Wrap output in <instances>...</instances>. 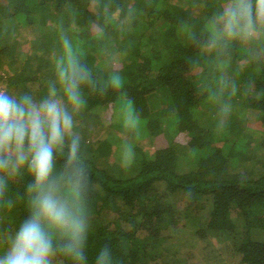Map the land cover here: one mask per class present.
Wrapping results in <instances>:
<instances>
[{
	"label": "trees",
	"instance_id": "trees-1",
	"mask_svg": "<svg viewBox=\"0 0 264 264\" xmlns=\"http://www.w3.org/2000/svg\"><path fill=\"white\" fill-rule=\"evenodd\" d=\"M232 3L0 0V59L21 62L4 94L39 102L54 89L67 101L60 73L70 75L69 60L78 69L81 104L64 103L79 124L54 147L50 179L85 220L83 260L53 229L51 264H97L101 252L107 264H189L195 244L180 237L188 226L209 263L264 264V22L251 0V28L241 23L228 36L221 17ZM30 31L34 54L18 48ZM95 109L133 141L114 130L103 140L83 135ZM146 138L150 153L138 146ZM9 157L0 168V258L37 194L31 158L0 152ZM172 246L189 252L180 258Z\"/></svg>",
	"mask_w": 264,
	"mask_h": 264
},
{
	"label": "clouds",
	"instance_id": "clouds-1",
	"mask_svg": "<svg viewBox=\"0 0 264 264\" xmlns=\"http://www.w3.org/2000/svg\"><path fill=\"white\" fill-rule=\"evenodd\" d=\"M251 0H233L225 8L221 21L228 36L243 23L252 26ZM255 15L264 22V0H256ZM70 75L61 71L68 104L78 107L81 99L77 91L78 69L69 60ZM72 116L55 90L46 99L34 102L24 96L19 99L0 93V152H14L19 163L30 157V169L35 177L37 194L32 201V214L16 232L0 264H51L54 254L50 232L54 229L67 240L64 251L77 260H83L81 251L86 228L85 220L73 206L60 196V181L50 179L53 170V149L62 145L66 135H71ZM73 140L71 155H75ZM0 161V168L10 163ZM107 252H101L97 264H107Z\"/></svg>",
	"mask_w": 264,
	"mask_h": 264
},
{
	"label": "rangeland",
	"instance_id": "rangeland-1",
	"mask_svg": "<svg viewBox=\"0 0 264 264\" xmlns=\"http://www.w3.org/2000/svg\"><path fill=\"white\" fill-rule=\"evenodd\" d=\"M23 34H25V30H24ZM24 41H26L27 43H25V44L21 43V45L18 46L19 50L21 52H23V53H25V52L30 53L31 52L32 54H34V52L31 50L32 48H34V37H33V34L31 33V31H30V33H27L26 36H24ZM8 61H9V59L7 57L4 58V59H0V93H5V91L9 89L7 78L13 75L14 72H13L12 69H14V71H19L21 69V65H20L21 62L20 63L17 62L14 65H10L8 63ZM11 94H12V97L15 95L12 91H11ZM61 101L64 104V106L66 107L65 103H68V102L65 99H62ZM121 101L125 102L124 98L119 100V102H121ZM67 106L70 109H72V105L67 104ZM132 108L133 107L131 105L130 108H129L130 112L132 111ZM74 115L78 116L77 108L74 109ZM86 116H87V119L85 118L86 122L84 121V123L82 124V128L81 129L83 130V135L85 134V136H88L89 140H91V141L93 139L94 140L95 139L96 140L97 139L98 140H103L111 132H113V130L119 136H125L127 138V139L126 138L121 139L123 141L120 142V145L122 143H124L125 139L132 142L134 137H135L134 133L128 135L127 130L123 129L120 126L113 127V130L112 129H107L105 124L110 122L107 111L104 112L102 110L95 109L93 114H91L90 116L87 114ZM73 120H74V116H72V121ZM73 124H77L78 125L79 124V120L78 121L76 120ZM164 124H165V127L169 126L168 125L169 124L168 121H166ZM138 146L145 147L144 149H145V151H147V153H150L151 151H154L153 138H146V139L140 140L139 143H138ZM114 150H116V149L114 148ZM147 153H145V154H147ZM123 154H125V153H123ZM129 155H131L130 152H129ZM110 160H111V158H110ZM205 216H207V213H205ZM203 218H204V216H203ZM184 232H186V233L183 235V237L180 236L181 239H183L186 242H189L191 244H195V246L193 247V250L196 249V254L194 252V257L191 256L189 258L190 259L189 260V264H214V263H209L211 261L206 258V255L209 253L210 249H205V248L203 249L202 247L200 249L199 248L200 247V245H199L200 243L198 244L197 241H195V240L192 241L193 237L189 233V232H191V226H188L187 229H185ZM180 237H179V239H180ZM6 240H9V237L6 236ZM213 243H214L213 245H217L219 247L221 246L219 244H216L214 241H213ZM171 249H172V252L173 251L177 252L176 254H177V256H180V258H182V256L184 257L189 252V250L186 252V248L180 249L177 246H175V247L172 246ZM204 256H205V258H203L204 260H201V257H204Z\"/></svg>",
	"mask_w": 264,
	"mask_h": 264
}]
</instances>
